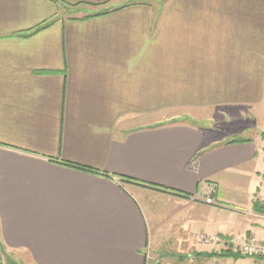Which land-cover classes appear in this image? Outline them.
<instances>
[{
    "label": "crops",
    "instance_id": "crops-1",
    "mask_svg": "<svg viewBox=\"0 0 264 264\" xmlns=\"http://www.w3.org/2000/svg\"><path fill=\"white\" fill-rule=\"evenodd\" d=\"M145 1L0 0V245L18 264H146L160 248L161 260L194 251L196 264H264L200 255L238 235L264 241L261 137L225 144L203 123L156 126L153 115L240 119L264 106V0H164L160 23ZM160 64L164 78L180 72L162 84L161 104ZM227 93L246 101L187 100ZM133 181L166 189L176 208L166 226L143 208L155 192ZM209 186L242 213L201 203ZM200 233L223 242L201 243Z\"/></svg>",
    "mask_w": 264,
    "mask_h": 264
},
{
    "label": "rangeland",
    "instance_id": "rangeland-1",
    "mask_svg": "<svg viewBox=\"0 0 264 264\" xmlns=\"http://www.w3.org/2000/svg\"><path fill=\"white\" fill-rule=\"evenodd\" d=\"M166 1H168V0H166ZM145 2H146L145 0H139V4H143ZM154 2L156 4V6L158 5V13H157L156 17H159L158 22L160 23L161 22V11H162V7H163L162 5L164 3V0H154ZM158 27L160 28L162 26L161 25L156 26V30L160 31L158 29ZM254 48H255V50H257L256 47H254ZM251 52L253 53L254 51L252 50ZM202 64L204 67H205V65H209V63H206V62H203ZM156 69H157L156 73H158V74H156V81H155V83H156V94L158 95V97H156V101H159L161 104L162 96L165 97L168 95V91L167 92L163 91L164 89H163L162 84L166 83V82L177 83L176 81L178 80V73H180V72H179L178 68H174V70H172L171 72L166 74V77L164 78V77H162L163 69L161 67V64ZM247 81H248V79H247ZM233 82H234V88H236L237 85L242 84V83H240L241 80H239V79H234ZM219 88L224 89L225 86H223V87L220 86ZM241 88L242 87H238L236 89H241ZM235 94L236 93H233V94L232 93H227V94H201V95H197V97L200 98V102H192V101H199L196 99H187V100H189V102L191 101L190 104H193V103L211 104L212 102L217 103L216 101H213V100L216 99V100L222 101V100H225L226 97H230L231 99H235L236 96H239V98L241 100H245V97L242 98L243 97L242 94H236V95ZM178 99L179 98H178V94H177L176 97L174 98V101H176V103H177ZM204 100L206 102H204ZM183 101H185V100H183ZM214 113H216V112L214 111ZM187 114H189V115H187ZM210 114H212L210 111L201 112V113H197V112L194 113V111L190 110V108H185V109H180V110L179 109L158 108V109H155L153 115H154L156 126L170 124L171 122L175 121L176 119L181 120V118L183 116H184V118H182L184 120L183 122L186 121L189 124H193L194 126H196L195 124L203 123L207 127L205 129H208V128L215 129L216 132H214V135L217 137L220 136L219 138H223L225 140V142L233 141V140L238 141L239 140L238 138H247V137L251 138V137H254V133H257L262 139V147H263L262 150L264 152V134H262L263 130H264V106L261 107L260 109H258L257 111L252 109V110H247L246 113H243V114L241 113L240 119L235 118V117H226V115H223L224 113L218 111V114L216 113V115H214V117L216 119L210 120L211 119ZM210 135H211V137L213 136V134H210ZM255 137H257V136H255ZM225 144H229V142H227ZM263 180H261L262 183L264 182ZM144 189L155 192V194H150V196H148V198H146V199L144 198L142 200V204H143V208H144L145 212L147 214L149 213L153 217L152 221L155 222L156 226H159V225L160 226H164V225L166 226L169 221L166 222L165 218L169 215L171 216L172 214L176 213V208L171 204H167V203L165 204L163 202V197H162L163 194L162 193H166V192L158 191V190H154V189L152 190L148 187H144ZM158 192H160V193H158ZM217 193H218V191H216L215 188L211 189V187L209 186L208 196H205L202 199L203 201L201 203L205 204L206 206H212L215 208L219 207V209L226 210V211H231V212H235V213H238V212L242 213L239 210L240 207L232 206V204H230V203H228L230 205L220 203L221 202L220 199H219V201L217 199ZM145 194H147V193H145ZM181 198H184L187 201L192 202V203L195 200V199H189L190 197L185 198L182 196ZM207 199L210 200V203H206ZM255 217L257 218V217H259V215L255 216ZM167 218H169V217H167ZM203 234H206V233H203ZM207 235H210V234H207ZM210 236H216L217 237L218 235H210ZM240 236L241 235H238V237L236 236L237 238L235 237L234 238L235 240H233V242L232 241L228 242L232 248H228V249H226L224 251H220V252L201 253L200 255L204 259H208V258H212V257H219V256H211V254L220 255L221 253L228 252V253L234 255L232 258L245 257V258H249V259H255V260H259V261L263 260L264 261V256H261V255H255L254 257H249L247 255L242 254L239 251V245H238V244H240V242H241L240 245H242V244H244L242 242H245L248 240L249 241L255 240L257 242H264V241L257 240L252 235L247 236L244 234V236H242V237H240ZM170 239H172V238H170ZM218 241L219 242L217 244L223 242L222 240H218ZM160 242H161V240H160ZM172 242H171L170 246H172ZM159 245L161 246L162 243ZM212 245H214V244H212ZM159 247H157V248H159ZM160 249L158 250L159 254H160L159 256H157V255L151 256V251H148L150 249H148L146 251V256H147L146 264H152L151 261L153 258L156 261L157 260L163 261L164 264H168L170 262H178V260L181 261V263L196 264V258H197V256H199L198 252L193 251V252H189L188 253L189 255L185 254L186 253L185 252L184 254L183 253L179 254L177 257H173V255L167 254L169 256V258H166L165 260H161V258L163 257V254H162L163 252H161V251H164L167 253H169V251H166L167 249H164V250H160ZM189 251H191V250H189ZM179 256H183V258H186V259H180ZM164 258L165 257H163V259ZM0 259L2 261V264H6V259L2 253H0ZM169 260H171V261H169ZM199 260H201V259H199ZM199 260H197V264H198Z\"/></svg>",
    "mask_w": 264,
    "mask_h": 264
},
{
    "label": "built area",
    "instance_id": "built-area-1",
    "mask_svg": "<svg viewBox=\"0 0 264 264\" xmlns=\"http://www.w3.org/2000/svg\"><path fill=\"white\" fill-rule=\"evenodd\" d=\"M206 203H210V200L207 199ZM197 239L201 243H204L207 245L208 244H217L219 242L218 240H221L219 237L210 236V235L203 234V233L198 234ZM233 240H235V239L233 238L230 241L233 242ZM248 241L242 242V243H244L242 245H240L241 242H240V244H238L239 245V251L242 254L247 255L249 257H254L255 255L264 256V242H257L255 240H250L249 242Z\"/></svg>",
    "mask_w": 264,
    "mask_h": 264
},
{
    "label": "trees",
    "instance_id": "trees-1",
    "mask_svg": "<svg viewBox=\"0 0 264 264\" xmlns=\"http://www.w3.org/2000/svg\"><path fill=\"white\" fill-rule=\"evenodd\" d=\"M54 22V21H53ZM52 22L51 21H44L38 25H36L34 28L32 29H28L26 31H20V32H17L15 34H13L12 36L14 37H18V38H27V37H30L34 34H36L37 32L41 31V30H44L45 28H47ZM232 142H246V140L244 139H239L238 141H231L229 143H232ZM73 167V166H72ZM123 180H128V179H123ZM136 183V185L140 186V187H148L150 189H154V190H158V191H166V189H162V187H159V186H153V185H149V184H146V183H142V182H138V181H133ZM256 207V205H255ZM4 252V248L0 245V253L3 254ZM211 256H219V257H233L234 255L228 253V252H224V253H221L220 255H217V254H211Z\"/></svg>",
    "mask_w": 264,
    "mask_h": 264
},
{
    "label": "water",
    "instance_id": "water-1",
    "mask_svg": "<svg viewBox=\"0 0 264 264\" xmlns=\"http://www.w3.org/2000/svg\"><path fill=\"white\" fill-rule=\"evenodd\" d=\"M3 255L6 259V264H18L10 255H8L5 251L3 252Z\"/></svg>",
    "mask_w": 264,
    "mask_h": 264
}]
</instances>
